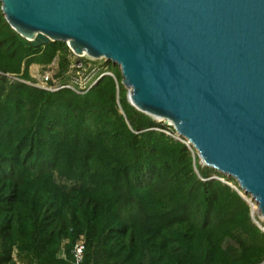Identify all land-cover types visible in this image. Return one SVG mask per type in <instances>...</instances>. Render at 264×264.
Here are the masks:
<instances>
[{
  "label": "trees",
  "instance_id": "trees-1",
  "mask_svg": "<svg viewBox=\"0 0 264 264\" xmlns=\"http://www.w3.org/2000/svg\"><path fill=\"white\" fill-rule=\"evenodd\" d=\"M54 57L63 74L73 57L63 41L33 47L0 12V264H71L79 234L80 264L264 257V232L236 182L192 160L161 130L173 132L166 121L131 106L115 64L104 63L114 78L103 75L82 93L4 75L32 82L29 64L43 71Z\"/></svg>",
  "mask_w": 264,
  "mask_h": 264
},
{
  "label": "water",
  "instance_id": "water-1",
  "mask_svg": "<svg viewBox=\"0 0 264 264\" xmlns=\"http://www.w3.org/2000/svg\"><path fill=\"white\" fill-rule=\"evenodd\" d=\"M0 12L33 47L60 40L117 64L126 101L264 219V0H0Z\"/></svg>",
  "mask_w": 264,
  "mask_h": 264
},
{
  "label": "built area",
  "instance_id": "built-area-1",
  "mask_svg": "<svg viewBox=\"0 0 264 264\" xmlns=\"http://www.w3.org/2000/svg\"><path fill=\"white\" fill-rule=\"evenodd\" d=\"M102 59L104 58L76 56L73 54V57L70 59V62L63 74L57 73L56 64L51 66L48 64L49 66H47V69L38 74L36 77L29 73V75L33 78L32 82L18 78L14 74L5 73L4 75H6L10 80L21 81L47 91H56L66 88L74 91L75 93H82L89 89L101 76L109 75L113 77L111 71H109L107 66L104 64L105 59L104 61H102ZM83 250L84 240L82 235L79 234L70 249L71 264L81 263ZM257 264H264V257Z\"/></svg>",
  "mask_w": 264,
  "mask_h": 264
},
{
  "label": "rangeland",
  "instance_id": "rangeland-1",
  "mask_svg": "<svg viewBox=\"0 0 264 264\" xmlns=\"http://www.w3.org/2000/svg\"><path fill=\"white\" fill-rule=\"evenodd\" d=\"M82 58H85V57H82ZM102 61H104V59H102ZM56 57H54L53 58V60H52V62H50L49 63V65L51 66V65H55L56 63ZM101 62V61H100ZM104 62H107V64H115V63H113V62H111L110 60H108V59H105V61ZM49 65H47V66H49ZM117 67H118V65L117 64H115ZM47 66H46V68L45 69H47ZM39 68H40V66H39ZM38 68V70L37 71H35V72H30L32 75H34L35 77L38 75V74H40V73H42L43 71H40V69ZM119 68V67H118ZM107 69L110 71V69L107 67ZM112 73V72H111ZM113 75V74H112ZM114 78V77H113ZM118 111L119 112H121L120 110H119V107H118ZM155 121H164V120H155ZM166 123L168 124V122L166 121ZM171 126V125H170ZM173 129V128H172ZM162 131H164L165 132V134H167L168 136H170V137H172V138H174V139H178V140H182V142L187 146V150H188V153H189V155L192 157V160H193V158H194V156H196V150L190 145V144H187L185 141V139L184 138H180V137H177L176 136V134H175V132H174V130H173V132L172 133H170L169 131H167V130H164V129H161ZM197 157V156H196ZM198 159V158H197ZM197 163L199 164V165H201L199 162H198V160H197ZM193 170H194V172L198 175V172H197V169H196V167H195V165H193ZM214 170V169H213ZM216 173H220V172H218V171H216V170H214ZM220 174H222V173H220ZM224 175V174H223ZM199 177V176H198ZM211 177H214V178H219V179H221L220 177H218L215 173H212L211 174ZM222 180V179H221ZM222 181H225V180H222ZM229 184H231L232 185V182H228ZM241 194H242V198L246 201V202H248V206H249V211L251 212V214H252V217L253 218H251V220L252 221H254V219L256 220V221H258L259 223L260 222H262V221H264V219L263 220H261L260 218H259V214H258V212H256L255 211V208H256V205H255V203H254V201L250 198V196H249V194H247V193H244V192H241ZM250 203V204H249ZM251 204H252V208H251ZM12 256H13V258H15V256H14V253H12ZM16 264H21L20 262H16Z\"/></svg>",
  "mask_w": 264,
  "mask_h": 264
},
{
  "label": "crops",
  "instance_id": "crops-1",
  "mask_svg": "<svg viewBox=\"0 0 264 264\" xmlns=\"http://www.w3.org/2000/svg\"><path fill=\"white\" fill-rule=\"evenodd\" d=\"M38 68H39V65H38V64L31 63V64H29V66H28V72H29V73H30V72H35V71L38 70Z\"/></svg>",
  "mask_w": 264,
  "mask_h": 264
},
{
  "label": "bare ground",
  "instance_id": "bare-ground-1",
  "mask_svg": "<svg viewBox=\"0 0 264 264\" xmlns=\"http://www.w3.org/2000/svg\"><path fill=\"white\" fill-rule=\"evenodd\" d=\"M79 56H86V54H81V55H79ZM97 58H99V57H97ZM153 116L156 118V120H159V119H162L161 117H159V116H157V115H154L153 114ZM185 139V138H184ZM186 140V139H185ZM187 144H190L187 140L185 141ZM251 208H252V204H251ZM253 209V208H252Z\"/></svg>",
  "mask_w": 264,
  "mask_h": 264
}]
</instances>
